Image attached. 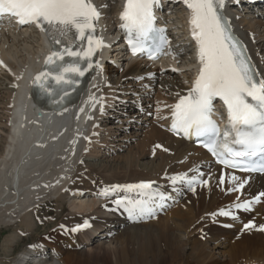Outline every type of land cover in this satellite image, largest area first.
<instances>
[{"label": "bare ground", "instance_id": "1", "mask_svg": "<svg viewBox=\"0 0 264 264\" xmlns=\"http://www.w3.org/2000/svg\"><path fill=\"white\" fill-rule=\"evenodd\" d=\"M116 2L119 1L97 0L96 2L103 16L100 21L102 29L105 28L103 25L106 17L110 16L113 22L110 30H105V32L100 30L102 37L107 42V47L104 48V50L108 49L106 56L102 55L100 60L98 53L94 56V65L97 60L99 63L105 64L102 67L103 70L101 69L102 72L104 71L102 77L96 86V91L99 92L101 98V108L104 106L105 112L98 115L96 122L100 126L90 131L87 138L91 140L90 142L85 140L86 145L85 148H82L83 151L78 150L80 143L78 146L74 145L75 155L74 153L70 154L69 147L68 149L60 148L57 167H62V170L67 172L72 167V160L79 161L76 175L71 180L75 183L72 187L64 186L60 192L56 190L50 192V188L54 186L56 180L65 177V172L56 180L47 181L46 188L41 189L43 182L47 179L44 175L52 166V159L47 160V163L37 162L36 167L27 172L25 176L19 171L21 178H19L18 184L15 182V179L18 178L14 174L15 168L11 166L10 162L18 147L17 134L19 131L16 126L9 124L11 101L15 86L29 83L31 77L23 76V68L26 61L39 51L41 42L33 31L18 32L10 24L6 26L8 32H0V54L1 59L5 62L0 63V75L4 77V80L0 82V137L2 138L1 142H4V150L0 151V230L19 223L20 227L30 233L36 226L34 216L39 208L37 206L55 199L62 207L63 212L62 202L65 197L73 194L75 198L72 205L75 213H70L71 215L64 219L66 222L57 224L55 221L56 228L40 238L32 250L24 251L21 257L16 260V264H25L28 261L27 256L42 258L49 251L54 253L56 262L47 261L42 264H92L90 259L81 257L79 251L91 242L93 243L94 240L91 241L88 233L85 234L86 232L75 233L73 231L75 226L84 223L91 224L92 234L106 227H113L109 232L118 233L121 248L106 251L115 255V263L112 264H264V232L256 228L251 229L250 233L244 234L246 236L241 237L238 241L233 240L231 232L219 228L207 232L210 236L206 243L196 239L198 234H203L205 231V229H197L196 223L205 220L204 217L207 214L237 198V194L225 195L229 189L239 183V181L229 183L230 175L240 177V181L249 179L244 194L252 196L264 192V177L248 178L228 172L224 177V184H220L221 174L216 168L213 172H207L210 160L202 150L194 148L183 140L173 139L168 132L163 131V128L166 127L168 111L174 101L190 90L186 83L192 75L190 64L192 58L188 59V63L185 65L181 64L182 56H178L160 66L149 64L148 68H142L141 64L127 60L123 62L117 51L120 49V45L112 43L120 31ZM182 11L186 15L178 22L181 34L186 30L184 20L188 18L187 12ZM254 21L256 20L243 19L236 22L237 31L246 40L250 39L249 33L252 31V35H257L259 40H263V43L261 42L257 47L252 44V41L248 40V42L259 72L264 76V66H260L264 65V22ZM258 28L263 29L262 33L258 31ZM182 41L187 44L185 36ZM259 50H261L260 55L258 54ZM106 60L115 61L118 67L122 65L128 67L127 71L123 70L115 85L107 86L106 84L110 82V78L117 76L120 68H116L112 64L109 65ZM93 68L96 69L95 66ZM173 69L179 71V77L175 76ZM21 74H23V78H21ZM107 77L109 79L105 80ZM142 77L144 80L137 82ZM181 79L184 80V83ZM76 102V107H79V99ZM139 104L146 112L153 113V118L144 117L140 120L141 122L137 120V124L134 125L131 120L136 115L139 117V114L136 113L139 110ZM125 113L127 115H124ZM160 147H163L164 150H159ZM154 153V159L150 160L149 165L142 163ZM108 158H112L111 160L115 164L108 163L106 161ZM37 168L39 169L36 170ZM34 169L36 172H33ZM203 171H206L207 175L210 173L212 175L210 187L188 191L183 196L182 210L177 209L166 214V221L168 224L172 222L171 225L175 229L162 233L161 229L153 230L151 227L154 224L152 223L128 227L125 225L117 229V225L122 222L115 224L116 219L102 216V211L109 209L106 207V203L101 204L100 202L108 197L130 196L134 198L141 195L148 200V193L144 190L141 192L118 189L110 191L107 195H101L104 189L113 185L156 181L160 186L171 190V177L187 174V177L202 178L199 173ZM53 172L54 170L49 173L52 175ZM52 195L55 198H51ZM262 205H264V201ZM257 212L260 214L259 219L251 218L250 221H255V225L259 227L264 221V213L261 208L257 209ZM78 220L82 221L77 224L73 223ZM72 223V227L69 228ZM176 230H179L185 239L175 235ZM105 232H108L107 229L103 233ZM86 235L87 237L84 239ZM18 236L19 233L14 234L4 241L8 250L17 242ZM211 242L213 244L210 245ZM103 264H110V260Z\"/></svg>", "mask_w": 264, "mask_h": 264}, {"label": "snow or ice", "instance_id": "2", "mask_svg": "<svg viewBox=\"0 0 264 264\" xmlns=\"http://www.w3.org/2000/svg\"><path fill=\"white\" fill-rule=\"evenodd\" d=\"M161 0H125L120 13V28L127 33L132 55H146L157 59L168 41L154 27L155 9ZM190 11L191 35L197 46L199 73L186 96H181L172 106L171 129L185 137L202 138L204 147L226 167L240 171L264 173V76L246 56V49L231 33L227 19L221 13L225 0H183ZM16 18L20 25L35 24L45 31L52 50L45 57L44 69L38 73L33 84L41 93L53 98V103H63L76 91L86 73L94 67L93 57L107 47L99 38L97 23L100 10L92 0H0V16ZM162 31V30H160ZM155 42L153 47L151 42ZM2 63V62H0ZM98 60L95 68H99ZM176 71V69H173ZM223 101L227 112V125L221 132L212 118L213 101ZM159 147V146H157ZM203 176V173H199ZM197 182V176L187 174L171 177V183ZM239 181L228 191L239 192L247 180L230 175L229 183ZM221 176L219 183L224 184ZM203 185L208 180H200ZM153 182L129 185H113L110 191L152 190ZM195 191V188H190ZM264 197L260 193L253 201L234 203L232 208L249 210L253 203ZM163 201L164 193L155 191L149 200ZM239 200V197H237ZM130 215L151 214L148 201L117 200ZM213 215L231 216L230 210L220 209ZM88 225L85 224L84 227ZM264 231V225H245V229ZM77 229H73L76 231Z\"/></svg>", "mask_w": 264, "mask_h": 264}, {"label": "rangeland", "instance_id": "3", "mask_svg": "<svg viewBox=\"0 0 264 264\" xmlns=\"http://www.w3.org/2000/svg\"><path fill=\"white\" fill-rule=\"evenodd\" d=\"M179 15L181 16V13ZM254 22H256V21H254ZM118 74H116V75H118ZM0 78H1L0 82H1V80H4L3 76ZM1 139L2 138L0 137V151L3 152V150H4V144L3 143L4 142H1ZM111 159L112 158H108V160L106 159V161H108V163L114 165L115 163ZM74 160H76V159H74ZM74 160H72V163ZM142 163L145 165H149L150 160L146 159ZM51 198H55V196L52 195ZM82 199H84V198H82ZM79 201H85V200H79ZM74 202H75V200L72 197L65 198L64 202H62V204L64 205V208H65L63 213L61 210L62 207L60 206L61 208H59V206H58V204H59L58 202H57V204L56 203H50L48 206L44 207L43 209H40L35 218L41 219L45 223H43L42 226H37V228L34 231L30 232V234L28 231H25L24 228L20 227L19 224H15V226L12 225L13 227L2 229L1 233H3V235L0 238V264H14V262L21 257L20 254L22 255V253L24 251L29 250V249H26V247L28 245L33 244L34 242L37 243L38 238L39 237L42 238V236L45 235L46 233H48L51 229L53 230L54 227L56 226V223L58 224L60 222H63V219H65L68 214H69L68 216H70L72 213H75V211L72 208V205ZM178 209L182 210V207L181 208L178 207ZM71 210H73L74 212H71ZM176 210L177 209H175L174 211H176ZM76 212H79V211H76ZM166 217H167V215L165 217H161L160 220L152 223L154 225L151 228L153 230L154 229H161V230H163L162 233H166L167 230L173 229L174 226L171 225L172 222L168 224V222L166 221V219H167ZM55 221H56V223H55ZM148 225H150V224H148ZM123 230H120V231H123ZM212 230H214V229H212ZM18 232H19V234H21V236L18 237L19 240L17 239L16 244H14L12 246V248L10 250H8L7 247H5V244L3 241H5L8 237H10L14 234L15 235L18 234ZM175 232H176V233H174L175 235H178V237L185 239V238H183L184 236L182 237V233L179 230H176ZM88 236H89V234H88ZM86 237H87V235H86ZM118 237H119L118 234H116L112 237H109L107 239H101V237L100 238L94 237L95 242L91 246H88L86 248L84 247L85 249L84 248L80 249V251H79L81 254L80 256L83 258H86V259H90V261H91L90 263H92V264L96 263V262L103 264L104 262L107 263L109 260H110V264L115 263V260H114L115 255L111 254V253H107L106 251L108 249H120L121 248V244H120ZM84 239H85V237H84ZM206 239H207V237H204V236L201 238L198 237V241H201L202 243H205ZM211 244H213V243L211 242L210 245ZM29 257L30 256L26 257L27 260L29 259ZM31 261H32V264H40V263H38L39 262L38 258L31 259ZM15 264H16V262H15Z\"/></svg>", "mask_w": 264, "mask_h": 264}]
</instances>
